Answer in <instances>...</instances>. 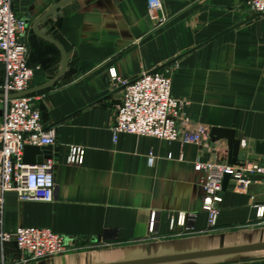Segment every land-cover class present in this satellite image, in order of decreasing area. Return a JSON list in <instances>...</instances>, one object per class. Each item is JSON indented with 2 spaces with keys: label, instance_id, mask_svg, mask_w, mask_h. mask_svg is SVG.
<instances>
[{
  "label": "crops",
  "instance_id": "crops-1",
  "mask_svg": "<svg viewBox=\"0 0 264 264\" xmlns=\"http://www.w3.org/2000/svg\"><path fill=\"white\" fill-rule=\"evenodd\" d=\"M57 1L13 0L27 21L24 40L34 68L28 88L59 72L58 46L33 31ZM161 1L164 19L156 25L146 0H70L38 23L68 58L53 85L29 94L43 128L56 135L50 149L54 196L49 202L20 200L5 192L0 228H49L64 235L72 250L30 259L9 241L0 244V264H264V247L192 256L264 243V220L253 207L264 204L260 182L235 190L227 181L217 224L207 226L202 173L193 162L226 161L224 139L209 138V149L147 135L119 133L113 139L110 126L123 85L113 86L109 70L132 81L168 63L159 70H171V92L188 99L187 117L209 129H233L240 141L238 163L255 160L254 142L264 140V15L249 11L243 0ZM2 113L0 97V121ZM72 144L84 147L80 165L65 162ZM150 211L156 212L153 234ZM179 212L195 215L193 229L173 236L169 216Z\"/></svg>",
  "mask_w": 264,
  "mask_h": 264
},
{
  "label": "built area",
  "instance_id": "built-area-1",
  "mask_svg": "<svg viewBox=\"0 0 264 264\" xmlns=\"http://www.w3.org/2000/svg\"><path fill=\"white\" fill-rule=\"evenodd\" d=\"M245 7L254 13L264 14V0H243ZM148 18L154 25L163 21L161 0H146ZM27 21L16 13L13 0H0V65L3 67V113L0 121V224L4 193L14 191L20 200L53 199L55 181L54 158L48 157L41 163L29 164L23 161L25 145L47 146L56 143L52 129L45 130L40 111L31 103L32 97L10 94L28 89L34 68L28 63V47L24 40ZM171 70L146 72L132 81H121L115 70H109L113 86L123 85L119 101L115 105L110 129L114 141L119 133L147 135L169 141H180L209 149L210 129L192 122L184 108L189 103L184 97L171 92ZM150 159L152 155L150 154ZM84 159V147L69 145L65 162L80 165ZM196 171L202 173L199 186L201 208L206 213L207 226L213 229L217 224L221 202V178L227 173L235 190H244L250 183L260 182L264 186V154L253 161L229 164L224 160L198 158L193 162ZM248 173V174H247ZM249 174L258 176V180ZM254 215L264 220V204L254 203ZM195 215L179 212L169 216V228L173 236L193 229ZM156 212L150 211L148 233L155 232ZM12 241L23 257L40 259L67 253L72 250L70 241L62 234L49 228L17 227L14 232L0 228V244Z\"/></svg>",
  "mask_w": 264,
  "mask_h": 264
},
{
  "label": "water",
  "instance_id": "water-1",
  "mask_svg": "<svg viewBox=\"0 0 264 264\" xmlns=\"http://www.w3.org/2000/svg\"><path fill=\"white\" fill-rule=\"evenodd\" d=\"M68 1H70V0H59V1H57L48 10H46L35 21V23L33 24V31L38 36H40V37H42V38H44V39H46L48 41H51V42L55 43L58 46L60 54H61L59 72L49 82H46L44 84L38 85V86L33 87V88H28V89H26V90H24V91H22L20 93L10 94L9 97H15V96H18V95H27V94H30L33 91L49 87V86L53 85L63 75V73L65 72V70L67 68V65H68V58H67V55H66L65 51L63 50L62 46L60 45V43L56 39H54L51 36H48V35H45V34L41 33L38 30L37 25L44 18H46L48 16H51V15H55L56 14V10L61 5L65 4ZM256 14H263V13H256ZM172 61H170L169 63H171ZM167 64L161 65L160 67H158L156 69H153L152 71H150V73H154V72L158 71L159 69L164 68ZM0 97L3 98V94H1ZM210 138L212 140H217L219 138L220 139H224L225 140V144H226V162L229 163V164H235V165L236 164H240V163L237 162V154L239 152L240 141H239V139L234 137L233 129H231V128L211 127L210 128ZM50 149H51L50 145H47V146L25 145L22 159H23L24 162L29 163V164L41 163L43 159L51 157ZM253 152L255 154H257V155L264 154V140L255 141L254 142ZM228 177L229 176H228L227 173L222 175V178H221V189L225 187V185L227 183V180H228ZM263 247H264V243L263 244H253V245H247V246H242V247L227 248V249H220V250H217V251H210V252H205V253L192 254V256L193 255L213 254V253H218V252H232V251H238V250H247V249L263 248ZM186 256H191V255H186ZM177 257H179V256H177ZM177 257H166L165 259L177 258ZM148 261H151V260L138 261V262H129V263H121V264H134V263L148 262Z\"/></svg>",
  "mask_w": 264,
  "mask_h": 264
},
{
  "label": "rangeland",
  "instance_id": "rangeland-1",
  "mask_svg": "<svg viewBox=\"0 0 264 264\" xmlns=\"http://www.w3.org/2000/svg\"><path fill=\"white\" fill-rule=\"evenodd\" d=\"M171 74V73H170Z\"/></svg>",
  "mask_w": 264,
  "mask_h": 264
}]
</instances>
